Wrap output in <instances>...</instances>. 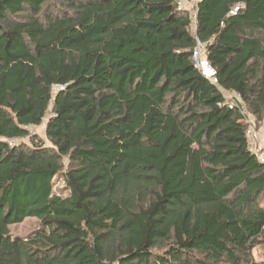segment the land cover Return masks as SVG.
Returning a JSON list of instances; mask_svg holds the SVG:
<instances>
[{
	"label": "trees",
	"instance_id": "1",
	"mask_svg": "<svg viewBox=\"0 0 264 264\" xmlns=\"http://www.w3.org/2000/svg\"><path fill=\"white\" fill-rule=\"evenodd\" d=\"M59 1L0 0V264H264V165L219 106L264 119V0H188L217 86L174 0Z\"/></svg>",
	"mask_w": 264,
	"mask_h": 264
},
{
	"label": "built area",
	"instance_id": "2",
	"mask_svg": "<svg viewBox=\"0 0 264 264\" xmlns=\"http://www.w3.org/2000/svg\"><path fill=\"white\" fill-rule=\"evenodd\" d=\"M178 4L179 9L188 10L192 6L191 2L188 0H174ZM243 7L242 4L235 5L229 15L234 16ZM191 24L189 29L195 37V44L193 50L191 51V62L196 68V70L212 85L217 86L216 72L206 57V44L200 42L195 36V13L190 15ZM219 92L222 97V102L219 103L220 107L227 108L230 110H241L242 115L245 116L244 120L247 124L245 129V137L247 139L248 151L256 157V159L264 165V119L261 123H254V120L250 116H246V111L244 108L238 106L240 102V96L233 90H223L219 88Z\"/></svg>",
	"mask_w": 264,
	"mask_h": 264
},
{
	"label": "rangeland",
	"instance_id": "3",
	"mask_svg": "<svg viewBox=\"0 0 264 264\" xmlns=\"http://www.w3.org/2000/svg\"><path fill=\"white\" fill-rule=\"evenodd\" d=\"M45 3H46V6L44 7V14H47V16L56 15L57 12H59V9L61 8V3L59 0H45ZM194 6H195V2L191 7L188 8V11H189L188 13L189 14L191 13L190 15H194L195 13ZM48 115H49V112H48ZM46 121H47V118L43 120L42 125L33 129V133L39 136V138L44 142L45 145H48V141H46L44 137ZM53 192L62 197H65L68 195V192L65 189V184L61 177H57L54 179ZM263 203H264V197L261 198V204ZM37 227H38V222L35 219H26L20 225L11 226L10 231L13 237L25 238L28 235H30L32 232H34L37 229ZM253 255H254V258L257 260L263 259L264 258V247L261 246V247H258L257 249H254Z\"/></svg>",
	"mask_w": 264,
	"mask_h": 264
}]
</instances>
